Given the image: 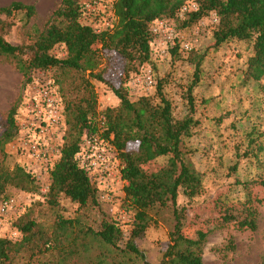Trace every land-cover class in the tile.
<instances>
[{"label":"trees","instance_id":"16d2710c","mask_svg":"<svg viewBox=\"0 0 264 264\" xmlns=\"http://www.w3.org/2000/svg\"><path fill=\"white\" fill-rule=\"evenodd\" d=\"M187 1L116 0L114 26L96 32L82 21L81 0H62L34 43L28 46L15 45L0 35V58L16 64L24 76V86L31 81L35 69L51 71L56 67L72 75L73 87L78 93L76 97H69L65 101L70 133H64L60 156L49 171L47 190L42 189L34 173L24 166L16 165L12 170H0V200L9 197L6 191L12 185L23 191L36 192L37 198L47 200L51 207H59L62 196L78 203L80 208L100 205L98 188L76 159L85 131L97 128L100 115L106 119L105 137L117 148L123 163L125 185L121 208L133 215V227L125 246L120 244L125 234L119 221L104 218L98 230L91 227L78 229L79 234L65 248L68 255L77 254L80 248L89 249L88 240L92 239L100 243L103 249L91 264H105L109 255L128 257L125 264H152L138 247L137 239L143 237L152 224L157 223L156 214L168 210L174 224L158 264H204L203 245L208 231L198 229L193 234H187L188 207L179 204L181 194L191 201L204 192L203 172L186 158L183 149L185 138L192 135L193 127L198 124L194 117V99L190 95L189 112L177 118L172 101L163 92L162 82L157 84L158 102L150 95H142L133 101L129 97L130 87L128 84L126 86L133 76L132 72L151 59L153 22L173 19ZM194 1L199 4V8L188 14L182 26L193 25L215 11L219 23L214 31V46L232 39L252 42L254 53L248 59L246 78L259 82L264 80V0ZM34 10L33 4L13 1L8 6H1L0 14L11 15L15 11H25L27 17H31ZM57 45L66 47V57L59 58L52 54ZM177 47L175 45L173 50ZM112 51L126 59L120 86L110 83L102 68L104 55ZM200 65L198 61L190 91L200 80ZM54 80L57 81L56 77ZM94 81L108 84L120 99V104L98 111ZM260 88L264 95V81ZM16 117L17 104H14L8 115L9 127L0 138L3 143L17 135L19 127ZM250 139L257 143L254 134H250ZM257 147L259 152L264 150L263 144ZM162 156H168L169 163L150 171L147 166ZM258 185L264 188V177L244 183L250 198L243 203L244 207L238 213H225L223 222L234 220L239 228L256 229V211L251 203L252 191ZM256 200L264 203V195L256 197ZM78 223L76 219L59 215L56 228L49 237L37 228L34 221L21 217L15 222L23 234L20 241L0 237V264H23L26 255L30 258L26 264L32 263L35 255L48 251L53 245L52 240L53 243L58 242L61 235H65L68 230H75Z\"/></svg>","mask_w":264,"mask_h":264},{"label":"rangeland","instance_id":"374dc122","mask_svg":"<svg viewBox=\"0 0 264 264\" xmlns=\"http://www.w3.org/2000/svg\"><path fill=\"white\" fill-rule=\"evenodd\" d=\"M13 1L33 4L34 13L31 17H27L25 11H15L11 15L0 14V35L12 44L28 46L37 40L62 0H0V7L8 6ZM213 13L215 11L185 27L181 19H168L178 31L177 49L173 50V45L162 53L164 44L154 35L151 59L145 64L153 68L156 85L148 95L158 102L157 84L162 82L163 92L172 101L177 118L189 112L190 95L194 99V117L198 124L193 127L192 135L185 138L183 149L186 158L203 172L204 192L191 201L181 194L179 204L188 207L187 234H193L198 229L208 231L203 245L204 264H262L264 203L258 202L256 197H263L264 188L258 185L252 191L251 204L256 211V229L239 228L236 221L223 222L222 217L228 211L238 213L243 209V203L250 198L245 182L264 177V150L259 152L257 147L258 144L264 145V95L260 88L264 80L259 82L246 78L248 59L254 53L252 42L232 39L214 46L217 24L213 23ZM186 42L193 46L191 51L182 48ZM52 54L64 58L67 55L66 47L57 45ZM198 61L201 62L200 80L190 91ZM141 67L131 75L134 76ZM102 68L105 78L113 85L120 86L126 59L113 51L107 52L103 57ZM49 72L57 79L55 84L60 98H64V108L66 99L78 94L73 87V77L56 67ZM32 75L33 72L31 81ZM31 81L24 86V76L16 64L0 58V138L9 127L8 115L14 104H17L16 120L19 127L11 141H0V170H12L16 165L31 169L32 159L20 148L18 141L21 136L20 125L26 116V92ZM94 83L98 94V111L120 104V99L108 84L98 81ZM129 97L134 101L141 94L130 93ZM63 123V132L69 134L65 109ZM254 128L257 130L253 131ZM58 134L62 135V132ZM250 134H254L257 143L250 139ZM168 163L169 157L162 156L147 168L155 171ZM38 180L42 189H46L48 181ZM6 195L16 197L20 204L19 208L11 210L7 215L0 229V237L20 241L23 234L15 222L21 217L34 221L37 228L49 237L56 228L59 215L79 222L75 230H68L58 242L53 243L52 240L50 243L54 246L51 245L46 253L35 255L30 264H91L103 249L95 240H88L90 246L87 250L80 248L77 254L65 253L73 237L79 234L80 227L98 230L104 218L116 219L125 234L120 242L122 246H125L133 227L132 213L121 208L122 192L110 202L100 199V205L86 208H80L78 203L66 196L61 197L59 207H51L47 200H39L36 192L23 191L12 185L8 186ZM155 218L157 223L152 224L145 235L137 239L138 247L152 264L159 263L174 224L168 210L156 214ZM127 258L109 255L105 264H125ZM29 260L26 255L22 262L26 264Z\"/></svg>","mask_w":264,"mask_h":264},{"label":"built area","instance_id":"2783aa9c","mask_svg":"<svg viewBox=\"0 0 264 264\" xmlns=\"http://www.w3.org/2000/svg\"><path fill=\"white\" fill-rule=\"evenodd\" d=\"M115 1L81 0L83 23L92 26L96 32L113 27L116 18ZM198 8L199 4L196 1L189 0L177 12L176 18L184 20L189 13L197 11ZM212 17L213 23L218 25L217 13H213ZM151 30L158 36V41L164 44L162 53L176 45L178 31L168 19L154 21ZM182 48L191 51L193 46L186 42ZM155 85L153 68L144 64L142 71L134 75L129 82L130 93L148 95ZM25 99L26 116L20 125L19 146L32 159L30 171L38 179L49 183L50 168L60 156V147L64 139V108L55 80L48 70L33 71ZM97 121L98 126L95 130L85 131L76 159L98 188L99 199L110 202L120 192L124 193L123 163L117 148L105 137L107 129L105 117L100 115ZM61 132L62 135L58 134ZM46 175L47 177L43 179ZM19 204L16 197L10 196L0 200V229L10 211L19 208Z\"/></svg>","mask_w":264,"mask_h":264}]
</instances>
